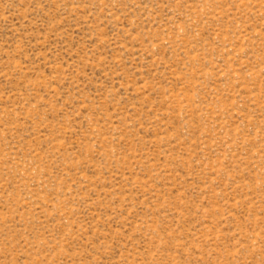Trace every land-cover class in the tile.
<instances>
[{"label": "rangeland", "instance_id": "1", "mask_svg": "<svg viewBox=\"0 0 264 264\" xmlns=\"http://www.w3.org/2000/svg\"><path fill=\"white\" fill-rule=\"evenodd\" d=\"M0 264H264V0H0Z\"/></svg>", "mask_w": 264, "mask_h": 264}]
</instances>
